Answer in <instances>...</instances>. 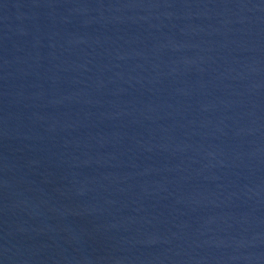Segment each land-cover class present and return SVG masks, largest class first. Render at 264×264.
Segmentation results:
<instances>
[{
    "label": "water",
    "instance_id": "water-1",
    "mask_svg": "<svg viewBox=\"0 0 264 264\" xmlns=\"http://www.w3.org/2000/svg\"><path fill=\"white\" fill-rule=\"evenodd\" d=\"M0 264H264V0H0Z\"/></svg>",
    "mask_w": 264,
    "mask_h": 264
}]
</instances>
